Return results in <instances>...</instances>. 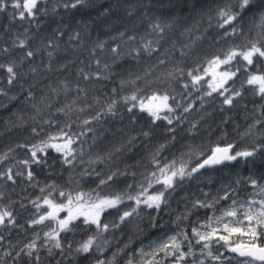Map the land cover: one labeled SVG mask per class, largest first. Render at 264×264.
<instances>
[{
	"label": "trees",
	"instance_id": "obj_1",
	"mask_svg": "<svg viewBox=\"0 0 264 264\" xmlns=\"http://www.w3.org/2000/svg\"><path fill=\"white\" fill-rule=\"evenodd\" d=\"M63 2L64 0H46V7L49 9L47 14L39 15L32 24L19 19L12 20L7 12L0 13V49L12 48V40L23 39L26 28L30 37L27 41L28 48L33 51L40 49L35 59L27 60L21 66L19 71L26 73V79H22L15 86L7 85L6 73L0 70V86L8 92L7 96H0V155L9 153L8 159L0 163V171H6L8 167H12L13 172L17 170L25 172L24 177L15 178V183L6 179L0 180V208H7L14 216L22 215L31 208L33 201H43V197L51 191L50 185L57 186V192L53 193L57 200L60 199L58 192L61 189L65 192L89 191L99 183V177L95 175L93 169L101 176H107L117 170L127 173V175H118L114 181L110 182V186L104 187V192H120L126 189L128 184L133 185V192L138 191V184L143 181L144 175L155 170L151 163L152 156L162 144L166 147L156 157L160 166L173 159L179 163L181 154L188 153L189 150L195 153L208 152L217 143L221 146L226 143H235L239 148H244L254 143L258 144L264 138L262 135L254 136L244 144L240 136L254 118L258 120L261 116L264 111L262 109L257 117L253 113L259 109L263 101L236 97L234 106L229 107L223 105V97L217 94L205 95L209 90L205 87L204 80L196 86L199 90L193 88L188 76L190 71L197 68L203 75V69L209 59L222 55L235 44L244 43L242 38H223V30L216 27L215 10L218 6H222L225 0H86V6L75 9H65ZM130 5L134 6L131 16L127 12ZM54 6L55 11H52ZM106 9L109 11L106 15H102ZM117 13L123 19L119 18ZM158 19L161 23H171V27L161 34L163 38L159 48V52L164 53L162 58L166 63L159 65L152 75L147 77L154 83L150 88H145V92L151 94L152 90H159L161 93L167 91L183 106L192 105L189 112H183L182 108L177 109L176 115H180L182 121L174 120L171 126L165 121H158L156 125H152L144 113H137V122L132 123L121 96L130 94L134 89L129 85L121 90L119 83L121 79H134L136 74L143 75L157 63L155 59L157 54H154L152 58L142 56L137 63L128 53L131 48L139 45L141 37L151 40L157 38L156 34L149 35L151 32L149 24H155ZM57 30L62 35L56 36L53 40L54 48L51 50L54 51V55L50 59L44 48ZM245 30L247 31V25ZM77 31L81 33L80 39L69 41V36ZM120 32H124L125 36L120 37ZM129 35H134L135 41L127 40ZM98 42H105L103 50L95 47ZM57 44L59 46L55 47ZM117 45L120 46L118 51L123 55L114 63L110 49ZM93 50H95V56ZM23 51L19 48L12 49L9 53L0 51V62L19 60ZM181 52L185 55H181ZM96 59L100 60L99 68L95 63ZM104 64L111 66L110 72L103 73L108 76V79L93 78L85 81L78 76L80 69L95 73L101 71ZM259 64L260 70L264 71V60L259 61ZM61 65L66 67L61 68ZM32 66L37 67L35 75L28 71ZM168 71L175 72L174 79L165 80L163 83L155 82L156 77ZM20 83L24 85L23 89L19 86ZM64 83H67L71 90L65 92ZM137 83L140 87H144L143 82ZM185 84L188 88L184 87ZM30 85L35 86L29 88ZM77 85L85 89L86 95L75 90ZM57 88L61 89L59 95L54 94ZM113 88L117 89L115 96L112 93ZM29 90L33 93L35 100L26 99ZM45 95L46 103H51L52 106L47 108L44 104H40L41 112L37 114L32 105L38 103L40 97ZM77 96H79L76 101L77 110L71 114L73 131H79L80 120L94 115L112 99L119 101L117 115L102 117L100 121L91 125L94 131L81 137L84 155L77 157L74 166L61 164L57 154L50 150L48 156L43 158L46 163L31 166L34 176L29 181L26 179L27 170L18 161L30 158V155L26 149L18 148L17 144L37 143L46 138L47 134L55 132L58 127L69 122V118L57 112V109L71 104ZM80 107H85V112H79ZM45 119L56 123L44 124ZM193 124L196 125L194 129H192ZM33 127L38 130L43 129L39 136L33 135L31 131ZM169 127H174L175 132L167 131ZM259 128L263 130L264 124H260ZM189 129L192 131L190 132ZM144 131L149 132L150 135L148 137L141 135ZM131 137L136 139L129 144ZM121 146L123 148L120 152L114 151ZM74 147H80V144ZM10 149L11 152H9ZM110 151L114 152L110 160L105 159L104 163L89 164L90 159ZM184 159L188 157L185 156ZM262 161H264V154L258 153L254 159L249 158L248 162L239 161L218 166L216 169L202 170L204 175L200 176L199 180L185 181L184 186L177 188L159 212L142 209L141 216L134 217L130 222L107 232L110 235L104 238L110 243L106 246L104 253L115 251L117 253L115 264H120V261L125 259L137 245L154 235L159 229L170 227L177 215L182 216L188 212L189 222H205L212 210L193 209L192 202L196 199L204 200V193H209L210 199L219 190L225 188L229 190L231 187L241 194L245 185L244 179H241L239 186L236 180L244 178L245 175L239 173L241 171L239 163L246 164L245 172L251 164L250 166L254 169L259 168L264 174ZM194 162L195 157H193ZM85 170L91 175L81 176V172ZM157 175H159L158 172ZM160 187L155 185L150 191ZM42 188L44 192H41ZM228 202L229 200L223 201V204L220 202L217 208ZM131 204V201H127L125 205H121V208ZM147 212H151L156 218V227L152 226L151 218L146 215ZM104 218L106 221L118 222V214H106ZM86 230L77 239V236H72L70 242L73 248L78 240L83 241L95 232L94 227ZM115 234H121V237L117 238ZM67 236L68 233L62 237L64 251L68 248L69 241H65ZM120 249L124 251L120 252ZM91 256H83L78 264H85L84 259Z\"/></svg>",
	"mask_w": 264,
	"mask_h": 264
},
{
	"label": "snow or ice",
	"instance_id": "obj_2",
	"mask_svg": "<svg viewBox=\"0 0 264 264\" xmlns=\"http://www.w3.org/2000/svg\"><path fill=\"white\" fill-rule=\"evenodd\" d=\"M80 6H86V0H64L63 7L65 9H75ZM11 9V11H9ZM46 7V0H0V13L7 12L12 20L19 19L29 24L35 22L39 15H46L48 12ZM55 11V6L52 8ZM109 10L106 9V15ZM128 15H133L134 6H129L127 9ZM216 27L223 30L222 37H234L242 38L244 43L235 44L229 47L222 55H216L212 59L207 61V67L203 69V75L200 74L199 68L190 71L188 76L191 79L193 88L199 90L197 85H200L204 80V76L211 74L212 79L206 81L210 91L205 95L211 96L213 93H217L223 97V105L233 107L236 103V97L242 95L240 90L231 89L226 87L229 81H233L234 78H238V73H247L245 83L251 87V90L255 95L259 96L261 101H264V71L259 68V61L264 60V0H225L222 6H218L215 10ZM211 23V17H210ZM247 25V31L245 27ZM39 25L37 24V27ZM171 23H161L158 19L155 24H149L151 34H156L155 40L145 39L141 37L138 46L130 49L128 55L139 63L142 56L152 58L154 54L157 63L152 68L145 71L143 75L136 74L134 79H121L120 89L123 90L129 85L132 86L134 91L128 95H122L124 107L130 114L129 119L132 123L137 122V113H144L149 118L152 125H156L158 121H165L167 125H173V121H182L180 115H176L177 109L182 108L183 112H189L192 105L188 104L183 106L176 98L170 95L167 91L161 93L159 90H152L151 94L145 92V88H150L154 81L147 79L152 75V72L159 66L164 65L166 61L162 58L164 53L159 52L160 42L165 32V29L170 28ZM253 32L255 34H253ZM28 30L25 29L23 39H13L12 48H3L0 51L9 53L12 49H23L19 60H10L8 62H0V70L6 73V82L9 87L15 86L22 79H26V73L19 71L21 66L27 60L35 59L37 52L40 51L37 48L36 51L28 48L27 41L30 39L28 36ZM62 35L59 30L53 37H50L44 51L47 52L48 57L51 59L54 55L53 40L56 36ZM120 37H124L125 33L120 32ZM81 37L80 32H76L69 36V41L79 40ZM115 39V38H114ZM134 35H129L127 40L135 41ZM59 45H55L58 47ZM96 48L103 50L105 48V42H98L95 45ZM119 45L110 49L113 53V62L115 63L123 54L118 51ZM167 50H165L166 52ZM134 53V55H133ZM95 56V50H93ZM181 55H185L181 52ZM235 62V71L229 65H233ZM243 62V63H241ZM95 63L97 67H100V60L96 59ZM66 65H61V68ZM223 67V70L220 69ZM255 71H252V68ZM49 70L51 66L49 65ZM33 75L37 72V67L32 66L28 70ZM111 66L104 64L103 68L99 72H84L80 69L78 76H81L83 80H91L93 78L108 79L105 72H110ZM175 72L168 71L162 72L160 76L156 77L155 82L163 83L165 80L174 79ZM137 82H143L144 87H140ZM21 89L24 85L20 83ZM35 85H30L29 88ZM188 88V85H184ZM63 90L65 92L71 90L67 83L63 84ZM78 93H85V89L76 86L75 89ZM60 88L54 90V94L59 95ZM225 95V93H229ZM113 96L117 95V89H112ZM8 92L4 87L0 86V96H7ZM15 97H13L14 99ZM27 100H35L33 93L29 90ZM76 99H73L71 104L65 105L63 108L57 109V112L62 113L69 118V122L58 127L53 133L47 134V137L41 139L37 143L33 144H17L18 148L26 149L30 158H26L18 161L19 164L24 165L26 172V179L31 181L34 173L31 170L33 164L40 165L46 163V158L49 151H53L59 157L60 163L65 166H74V162L77 157H83V140L89 132H93L94 129L91 125L94 122H98L105 116H116L118 112L117 105L119 101L112 99L109 103L103 106L99 111H96L94 115L86 116L80 120L78 124L79 131H73L71 122V114L76 111ZM40 104H44L45 107L51 108V103H46V95L40 97L38 103H34L32 106L36 109L37 114L41 112ZM90 107V106H88ZM259 107L264 110V103ZM67 109V111H65ZM79 112H85V107H80ZM262 119H258L257 123L264 124V111L261 113ZM35 119V117H32ZM79 119V117H78ZM44 124L52 125L56 122L45 119ZM255 125L250 126L249 132L245 135H251V129ZM196 128V125H192V129ZM192 129H189L191 132ZM33 135L39 136L43 129L38 130L32 128ZM167 131L174 133L175 128L169 127ZM144 137L150 135L149 132L144 131L141 133ZM264 137V133L261 134ZM136 138L131 137L128 141L131 144ZM172 140H175V136H172ZM80 144V147H74V145ZM166 147L165 144L160 145L156 153L152 156L151 163L154 167V171L144 175L142 182L138 184V191L133 192V185L128 184L126 189L120 192H104L105 186H110V182L114 181L118 175H127L126 172H111L107 176H101L100 173L93 172L99 177V183L95 188L89 191L82 190H70L65 192L59 190V200L53 196L54 192H57L56 185H50L51 191L48 195L43 197V205L47 207V211L41 213L38 218H34L29 222V226L40 225L45 221L53 222L56 227H50L49 231L44 232L45 241L43 244H37L39 234L37 233V239L25 244L19 251L5 250L0 253V264H8V261L4 257H11L13 264H20L22 257H27L29 264H32L33 258L35 264H41L39 250L41 247H46L49 256H52L53 248L59 249L61 254L64 252L62 233H74L78 225L76 221H81L86 228H95V232L89 235L85 240L79 242L78 246L73 248L72 243L69 241L67 247L69 254L75 253L76 255H82L88 257L94 252L103 255L106 246L110 241L104 238V234L112 229L119 228L121 224L130 222L131 218L142 215V209L155 210L159 212L162 205H166L171 195L177 190L178 187H183L185 181L199 180L200 176L204 175L202 170L216 169L218 166H224L228 164L237 163L239 161L248 162L249 158H255L258 153L264 154V138L260 140V143L253 144L249 147L239 148L235 143H226L221 146L217 143L214 147H211L208 152L201 151L199 153L189 150L188 153H182L179 163L173 159L171 162L165 163L160 166L157 156L160 151ZM123 146L115 148V152H120ZM12 150L10 149L9 152ZM114 152H106L104 155H97L95 159H90L89 164L104 163L105 159H111ZM9 153L0 155V163L7 160ZM187 156L188 159H184ZM193 157L195 162L193 163ZM83 162V161H81ZM264 162V161H262ZM157 172L159 175H157ZM81 176L91 175L87 170L81 172ZM135 175V173H133ZM143 175V174H142ZM25 172L17 170L13 172L12 167H8L6 171H0V180L6 179L15 183L16 177H24ZM241 179H245V182L253 190L250 196L258 198H249L246 200H237L236 195L238 191L232 189L230 192L227 188L219 190L215 195H212L209 199V193H204L205 199H196L192 202L193 209H211L212 214L207 216L205 222H194L191 227V233L186 231V228L181 227L179 223H176V231L167 235L165 239H159L153 241L147 248H141L136 253H129L125 264H232L235 260L236 264H264V174L259 178L248 176L247 178H240L236 180L237 186L240 185ZM78 184V182H77ZM155 185H160V188L153 189ZM44 192V189H41ZM235 193V195H233ZM231 200L230 204L217 208V205L221 201ZM127 201H131L132 204L127 207L121 208V205H125ZM38 209L40 204L36 201L32 202ZM23 207V205H21ZM109 210H115L118 213V222L113 223L110 220L104 218L105 213ZM219 215H216V212ZM61 213L66 215L61 216ZM151 218V224L156 227V218L152 216L151 212H147ZM188 212L177 216L176 220H186ZM0 226L8 228L15 227V217L12 211L7 208H0ZM3 237L0 236V241ZM127 247V245H125ZM199 249L197 253L196 249ZM223 249L221 251L220 249ZM123 252L124 249H120ZM231 255H228V254ZM141 257L140 261L135 260V256ZM116 253H113L111 259L104 260L97 257L94 258V264H115ZM59 264V262H57Z\"/></svg>",
	"mask_w": 264,
	"mask_h": 264
},
{
	"label": "rangeland",
	"instance_id": "obj_3",
	"mask_svg": "<svg viewBox=\"0 0 264 264\" xmlns=\"http://www.w3.org/2000/svg\"><path fill=\"white\" fill-rule=\"evenodd\" d=\"M241 63H243V62H241ZM206 67H207V65H206ZM226 67L232 68L233 71L236 70L235 69V62L233 65H229ZM220 70L222 71L223 67ZM255 70L256 69L253 67L252 71H255ZM246 78H247V73H243L241 70V72L238 73V78H234L233 81H229L228 85H226V87H228L230 89V91L233 87L237 90H240L242 93V95L240 97H238L240 99L245 98L247 100L250 99L252 101L261 100L259 96L254 94V92L251 90V87L245 83ZM211 79H212L211 74L204 76V85L209 91H210V89L208 88L206 81H209ZM213 94H217V93H213ZM228 94H230V92L225 93V95H228ZM258 102H260V101H258ZM263 103H264V101H263ZM260 109L261 108L259 107V109L254 111L253 114L256 115L255 117H257ZM259 119H261V116L259 117ZM252 125H255V127H253L251 129L252 134L251 135H245V133L249 132V128ZM259 127H260V123H257L256 118H254L253 121L247 125L246 129H244L242 131V133L240 134L244 144H246L254 136H261L262 131H264V129L262 130ZM239 164H240V169H241V171H239V173L241 175L244 174L245 175L244 178H247L250 175L253 176L254 178H259L262 175L261 170L259 168L254 169L252 166H250L251 164H249L247 172H245V170H244V167L246 164H243V163H239ZM261 182L264 183V181H261ZM244 183H245L244 189L241 192V194L236 195V199L237 200H246L249 198H253V199L258 198L255 196H250V194L252 193L253 190L245 182V179H244ZM229 184H231V183H229ZM223 185H225V183H223ZM232 189H235V188L231 187V188H229V191L231 192ZM233 194H235V193H233ZM37 203L40 204L39 209L33 204L31 206V208L26 213H24L22 215H18V216L13 215L15 217V222H16L15 227L5 228V227L0 226V236L3 237V240L0 241V253H2L5 250H9V251H13V255H15V251H19L21 248H23V246L25 244L29 243L30 241H32L34 239H37V233L39 234V238L37 239V244H43L45 241L44 232L49 231L50 227H56V225L51 221H45L43 224H40V225H33L31 227L29 226V222L32 219L38 218V216L41 213L47 211V207L45 205H43V201H39ZM230 203H231V200H229V202L227 204H230ZM221 204H223V201H221ZM227 204H225L223 206H226ZM223 206H221V207H223ZM111 213L118 214L115 210H109V212L105 213V215L111 214ZM211 214H212V212L209 215H211ZM219 214L220 213L217 211L216 215H219ZM60 215L64 216V215H66V213H61ZM177 216H175V221H173L170 224V227L159 229L154 235L149 237L147 240H145L141 244L137 245L129 253H136L141 248H145L147 250L148 246L153 241H157L159 239H165L167 237V235L173 234L177 230L176 226H175L176 223H179L181 227L186 228V231L190 234L191 233V227L193 226V223L189 222L188 219H186V220L182 219L180 221H177L176 220ZM131 219H133V218H131ZM76 224L78 225L77 230L74 233H68V236L65 238V241H70L72 236H77L76 237V239H77V238H79V236L81 234H83L84 232L87 231L86 226L84 225V227H83L82 226L83 223L81 221H76ZM64 235H66V233H62L61 237H63ZM109 235H110L109 233H105L104 237H108ZM115 236L117 238H119V237H121V234L120 235L115 234ZM81 241L82 240H78L76 242V246H78L79 242H81ZM220 250L223 251L222 248ZM196 251H197V253L199 252L198 247H197ZM53 253L54 254L52 256H49L47 248L41 247L39 250L41 264H57V262H59V264H78V262L83 259L82 255H76L75 253H72L70 255L68 248H67V251L63 252V254H61L59 249L53 248ZM113 253H116V252L112 251V252H109L108 254L103 253V255H99V254L94 252L91 257L85 258L84 261H85V264H94V258L95 257L98 256V258H100V259L108 260V259L112 258ZM128 254L126 255L125 259H122L120 261V264H125V261L128 258ZM116 255H117V253H116ZM228 255H231V254L229 253ZM116 258H115V262H117ZM4 259L8 261V264H13L11 257H4ZM135 260L140 261L141 257L139 255H136ZM20 264H29L28 258L22 257ZM32 264H35L34 258H33ZM209 264H211L210 261H209ZM232 264H236V261L233 260Z\"/></svg>",
	"mask_w": 264,
	"mask_h": 264
},
{
	"label": "bare ground",
	"instance_id": "obj_4",
	"mask_svg": "<svg viewBox=\"0 0 264 264\" xmlns=\"http://www.w3.org/2000/svg\"><path fill=\"white\" fill-rule=\"evenodd\" d=\"M120 10V9H119ZM118 12V11H117ZM110 13V12H109ZM117 15H118V13H117ZM118 17H119V15H118ZM119 18H122V17H119ZM123 19V18H122ZM105 23V22H104ZM259 161V160H258ZM256 162V161H255ZM254 164V163H253Z\"/></svg>",
	"mask_w": 264,
	"mask_h": 264
}]
</instances>
